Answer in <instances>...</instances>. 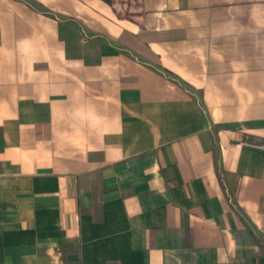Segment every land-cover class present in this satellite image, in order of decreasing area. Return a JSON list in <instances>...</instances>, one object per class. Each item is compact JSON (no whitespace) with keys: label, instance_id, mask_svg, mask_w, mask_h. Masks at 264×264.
Wrapping results in <instances>:
<instances>
[{"label":"crops","instance_id":"1","mask_svg":"<svg viewBox=\"0 0 264 264\" xmlns=\"http://www.w3.org/2000/svg\"><path fill=\"white\" fill-rule=\"evenodd\" d=\"M264 0H0V264H264Z\"/></svg>","mask_w":264,"mask_h":264},{"label":"built area","instance_id":"2","mask_svg":"<svg viewBox=\"0 0 264 264\" xmlns=\"http://www.w3.org/2000/svg\"><path fill=\"white\" fill-rule=\"evenodd\" d=\"M252 146H254V147H257V148H260V149L264 150V143H262V144H259V145H252Z\"/></svg>","mask_w":264,"mask_h":264},{"label":"trees","instance_id":"3","mask_svg":"<svg viewBox=\"0 0 264 264\" xmlns=\"http://www.w3.org/2000/svg\"><path fill=\"white\" fill-rule=\"evenodd\" d=\"M105 1L107 4H111L112 3V0H103Z\"/></svg>","mask_w":264,"mask_h":264}]
</instances>
